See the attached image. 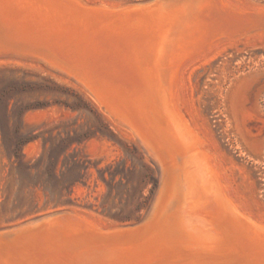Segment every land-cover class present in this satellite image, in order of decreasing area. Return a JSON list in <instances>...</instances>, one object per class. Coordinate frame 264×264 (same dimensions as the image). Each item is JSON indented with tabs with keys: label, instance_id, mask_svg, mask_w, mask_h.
<instances>
[{
	"label": "rangeland",
	"instance_id": "374dc122",
	"mask_svg": "<svg viewBox=\"0 0 264 264\" xmlns=\"http://www.w3.org/2000/svg\"><path fill=\"white\" fill-rule=\"evenodd\" d=\"M231 1L246 8L264 5V0ZM262 33L218 43L186 62L179 76L183 114L216 155L233 201L259 224L264 223ZM131 133L112 124L63 73L13 54L0 57V227L55 209L79 212L101 225L138 219L157 174ZM73 163L78 165L71 169Z\"/></svg>",
	"mask_w": 264,
	"mask_h": 264
},
{
	"label": "bare ground",
	"instance_id": "6f19581e",
	"mask_svg": "<svg viewBox=\"0 0 264 264\" xmlns=\"http://www.w3.org/2000/svg\"><path fill=\"white\" fill-rule=\"evenodd\" d=\"M15 1L31 4L24 12L31 9L47 17L62 16L69 9L76 13L71 6L78 2ZM142 2L129 6L97 2L99 11L95 7L76 13V26L82 27L86 38L95 32L100 43L109 42L119 52V58L111 57L102 67L81 64L77 76L59 71L73 79L112 124L130 130L148 158H154L152 149L157 150L168 164L155 213L161 221L157 229L132 246L93 251L85 264H264V223L254 221L233 201L216 155L181 110L179 81L184 64L198 54L222 41L264 32V5L246 8L231 0ZM1 4L11 3L0 0V57H4L8 52L1 44L8 39L4 19L9 12ZM62 6L69 9L62 11ZM97 96L105 98L106 110L100 108ZM60 218L49 227L64 239L84 216Z\"/></svg>",
	"mask_w": 264,
	"mask_h": 264
},
{
	"label": "water",
	"instance_id": "95a60500",
	"mask_svg": "<svg viewBox=\"0 0 264 264\" xmlns=\"http://www.w3.org/2000/svg\"><path fill=\"white\" fill-rule=\"evenodd\" d=\"M46 1L51 2V0ZM67 1L71 2V0ZM77 1V3L72 2L76 4L71 8L73 7L75 12L81 15L87 13L88 8H99L98 3ZM10 3L13 5L1 4L3 10L7 9V12L11 13H6L7 16L4 19L8 25L6 29L8 39L1 44L3 51L8 52H6L7 55L15 53L16 56L40 61L58 73L63 71L72 76L80 74L82 65L95 63L96 66L102 67L106 66V60L113 56L114 59L118 57L119 52L109 47V42H106L105 46L100 43L99 36L95 32H93L94 35L90 34L89 38H86L82 27L76 26L78 15L66 6H62V11L66 9L69 11L62 16L47 17L42 14L41 17L37 13H32L31 9H29L30 12H24L31 4L26 5L18 1L14 3L13 0H10ZM142 3L122 4L129 6ZM99 10L100 8L97 11ZM71 60L79 62L80 65L74 64ZM91 60L93 62H90ZM81 77L83 78L82 75ZM88 79L90 82V78ZM95 99L102 110L107 109L105 98L97 96ZM152 152L154 158L149 160L155 167L157 177L154 180V191L150 202L138 219L101 225L76 212L84 216V219L80 221L79 227H75L74 233L68 236L63 235L65 236L63 239L61 234L51 229L49 225L59 223L62 214L73 215L75 211L55 209L45 214L35 215L17 224L0 227V264H85L86 258L93 251L132 246L147 238L161 223L155 213L168 179V164L157 150L152 149ZM220 258L217 257L215 261L218 262L217 259ZM228 260H230L229 257Z\"/></svg>",
	"mask_w": 264,
	"mask_h": 264
},
{
	"label": "trees",
	"instance_id": "16d2710c",
	"mask_svg": "<svg viewBox=\"0 0 264 264\" xmlns=\"http://www.w3.org/2000/svg\"><path fill=\"white\" fill-rule=\"evenodd\" d=\"M21 165V164H20ZM56 165V162L52 164V166L54 167ZM78 165V163H73L71 169L75 168L76 166ZM75 183V180H73L70 185L74 184ZM56 205V204H55Z\"/></svg>",
	"mask_w": 264,
	"mask_h": 264
}]
</instances>
